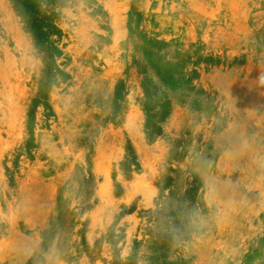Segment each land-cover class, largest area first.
<instances>
[{
	"label": "rangeland",
	"instance_id": "1",
	"mask_svg": "<svg viewBox=\"0 0 264 264\" xmlns=\"http://www.w3.org/2000/svg\"><path fill=\"white\" fill-rule=\"evenodd\" d=\"M0 264H264V0H0Z\"/></svg>",
	"mask_w": 264,
	"mask_h": 264
}]
</instances>
